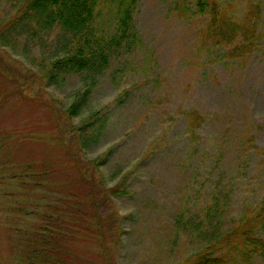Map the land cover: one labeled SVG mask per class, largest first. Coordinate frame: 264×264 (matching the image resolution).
I'll use <instances>...</instances> for the list:
<instances>
[{"label":"rangeland","instance_id":"obj_1","mask_svg":"<svg viewBox=\"0 0 264 264\" xmlns=\"http://www.w3.org/2000/svg\"><path fill=\"white\" fill-rule=\"evenodd\" d=\"M216 3L224 20L240 28L237 39L224 46L213 45L212 16L198 13L196 0H138L134 41L116 47L109 39L116 24L112 7L102 5L90 46L112 51L70 120L63 113L88 88L91 71L55 72L53 80L46 73L52 61L76 54L75 46L83 48V42L59 28L40 31L29 18L4 31L0 264L34 261L30 237L53 190L49 182L28 189L29 178L16 182L12 175L28 163L63 167L67 154L87 181L103 188L123 181L127 192L108 200L96 197L106 255L94 241L67 242L63 264H181L240 219L252 221L259 212L264 218V0ZM17 6L15 0H0V30ZM21 86L29 101L17 91ZM187 112L198 119L193 132ZM99 117L102 126L94 131L91 126L80 148L70 128L66 142L67 125ZM24 130L38 140L15 141ZM66 166L69 170L57 176L68 180L64 191L74 175ZM113 214L117 222L106 221ZM257 236L264 240V223ZM226 262L264 264V252L249 260L236 254Z\"/></svg>","mask_w":264,"mask_h":264},{"label":"trees","instance_id":"obj_2","mask_svg":"<svg viewBox=\"0 0 264 264\" xmlns=\"http://www.w3.org/2000/svg\"><path fill=\"white\" fill-rule=\"evenodd\" d=\"M15 1L18 3L17 9L5 21L6 27L0 30V40L4 35V31L11 28L13 24H19L25 18H29L37 23L40 31L59 28L71 34L74 41L76 39L79 42H83V48L75 46L74 50L77 55L68 54L60 60L52 61L51 67L46 73L48 78L53 80L55 72L64 71L71 73L75 68L91 71L93 78L90 85L76 99L74 104L63 113L68 120L77 117V114L85 104V100L91 93V89L96 86L97 77L107 68L108 57L112 51V49H105V45L97 49L90 46V40L96 29L94 24L98 19V14L101 12L102 5L108 3L112 7L116 19L114 34L109 38L110 42L114 43L116 47H127L133 43L135 38L132 20L138 0ZM195 7L202 16L205 14L212 16V21L208 24V31L213 40V45L224 46V42L230 44L237 39L240 28L238 26L234 27L230 21L226 22L224 20L223 15L218 10L216 0H196ZM2 77L4 78V76ZM17 91L20 92L24 100L27 99L22 86ZM94 115L96 116V114ZM185 117L188 131H195L196 124L194 121H198L195 114L187 112ZM100 119L102 118L99 117L98 120L96 119L90 123L84 122L78 127L67 125L64 130L65 134L62 133L66 135V142H68L67 137H71L69 134H75L72 139L80 148L81 140L82 142L86 140L87 131H94L95 127L100 128L102 126V124H98ZM50 120H53V116L50 117ZM67 128L74 130V133L72 134L70 131L67 133ZM29 130L21 131L19 136H15L17 138L15 141H37L38 138L35 135H31L32 131ZM65 157L67 160L65 163L74 169L73 178L70 180L71 188L68 191L61 190V188L66 187L68 180L61 182L60 179H57L58 175L69 170L64 162H62L64 163L63 167L56 168L28 163L21 170H17L11 177L12 179H18L16 182L23 180V178H29L31 184L26 186L28 189L44 188L46 182H49L53 187L52 195L49 196L50 199H46L47 206L37 213L40 215L39 225L31 236L32 238L30 237V241L33 240V245L36 246V257L29 264H63L64 259L60 255L65 253L63 248L67 245V242L86 245L88 242L94 241V244L98 245L102 253L106 255V249L103 247V224L95 213V200L99 194L103 195L105 200H108L109 197L125 196L127 187L123 181L112 188H103L98 183L96 186L89 179L87 181L85 174L79 172L68 154ZM99 162L100 160L97 159L95 164L97 165ZM53 181L57 184L59 191L56 190ZM214 212L212 209V215ZM110 219L113 222H117L118 218L113 214L107 217L106 221H110ZM261 223H264V218H262L260 212L256 214L252 221L240 219L232 231H225L221 235H215L209 239L201 252L195 253L187 262L181 264H227L226 259L235 258L236 254H242L245 259L249 260L253 254L264 252V240L257 236ZM94 229L96 230V235L92 233ZM95 237H97L96 240ZM229 244L232 246H229ZM225 246L228 247L225 248ZM226 250L232 251L226 252Z\"/></svg>","mask_w":264,"mask_h":264}]
</instances>
